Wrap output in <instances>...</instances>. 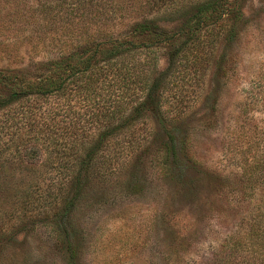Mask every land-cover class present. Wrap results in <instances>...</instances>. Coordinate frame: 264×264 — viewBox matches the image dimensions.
Masks as SVG:
<instances>
[{
    "label": "trees",
    "instance_id": "1",
    "mask_svg": "<svg viewBox=\"0 0 264 264\" xmlns=\"http://www.w3.org/2000/svg\"><path fill=\"white\" fill-rule=\"evenodd\" d=\"M247 1L53 0L19 11V29L10 27V12H0V52L10 61L0 67V146L8 145L0 147V156L12 149L11 158L33 163L46 152L63 187L57 196L49 190L33 195L29 204L51 207L56 229L66 232L58 220L82 200L95 171L112 170L121 157L131 159L136 171V124L152 119L153 140L141 142L139 150H154L163 168L183 169L177 128L168 127L161 111L169 71H158L155 52L174 48L170 68L201 47L203 32L219 28L223 48L216 66L225 75L226 50L241 35ZM257 81L259 91L243 104L246 116L251 106L264 108V63ZM248 127L235 145L249 206L213 249L183 261L172 256V264H264V124L252 118ZM133 185L129 181L130 191Z\"/></svg>",
    "mask_w": 264,
    "mask_h": 264
},
{
    "label": "rangeland",
    "instance_id": "2",
    "mask_svg": "<svg viewBox=\"0 0 264 264\" xmlns=\"http://www.w3.org/2000/svg\"><path fill=\"white\" fill-rule=\"evenodd\" d=\"M24 1L12 0L9 8L0 1V12H10V27L23 28L19 11L53 2ZM242 6L245 24L226 50L225 75L216 66L223 48L219 28L203 32L201 47L188 50L170 68L167 57L174 48L155 52L158 71H169L161 111L168 127L177 128L183 169L163 168L154 150L143 154L139 145L153 140L156 125L154 119L148 125L137 123L136 171H131V159L123 157L112 170L95 171L82 200L65 221L59 218L66 230L60 232L51 207L29 204L33 195L49 190L57 196L63 190L61 176L46 162L48 153L33 163L11 158L12 149L0 156V264H172L208 252L235 229L249 206L235 144L248 132L249 119L264 124L261 104L251 106L247 116L243 111L247 98L260 88L264 0ZM8 62L0 52V67ZM129 181L135 184L132 191Z\"/></svg>",
    "mask_w": 264,
    "mask_h": 264
}]
</instances>
